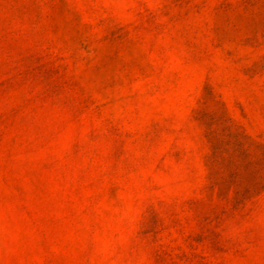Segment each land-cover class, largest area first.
<instances>
[{
	"label": "rangeland",
	"instance_id": "1",
	"mask_svg": "<svg viewBox=\"0 0 264 264\" xmlns=\"http://www.w3.org/2000/svg\"><path fill=\"white\" fill-rule=\"evenodd\" d=\"M0 264H264V0H0Z\"/></svg>",
	"mask_w": 264,
	"mask_h": 264
}]
</instances>
